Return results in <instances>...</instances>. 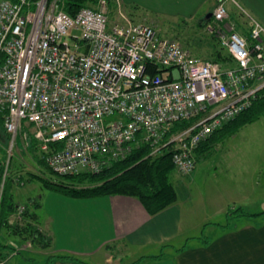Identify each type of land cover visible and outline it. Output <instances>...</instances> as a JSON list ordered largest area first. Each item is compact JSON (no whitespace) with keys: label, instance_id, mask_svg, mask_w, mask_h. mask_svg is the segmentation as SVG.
<instances>
[{"label":"built area","instance_id":"2783aa9c","mask_svg":"<svg viewBox=\"0 0 264 264\" xmlns=\"http://www.w3.org/2000/svg\"><path fill=\"white\" fill-rule=\"evenodd\" d=\"M226 1L205 23L236 61L224 67L160 36L153 23L124 13V22L112 20L107 0L75 15L60 0H0V108L11 142L0 192L27 123L61 175L99 172L142 144L152 154L170 145L176 170L190 174L201 143L264 85V23L231 0L246 21L247 34L239 32ZM74 28L81 34L72 42ZM195 117L165 140L176 121Z\"/></svg>","mask_w":264,"mask_h":264},{"label":"crops","instance_id":"0c3cea01","mask_svg":"<svg viewBox=\"0 0 264 264\" xmlns=\"http://www.w3.org/2000/svg\"><path fill=\"white\" fill-rule=\"evenodd\" d=\"M137 1L159 13L189 18L199 14L200 18H204L207 13L213 12L219 0ZM237 1L264 23V0ZM226 6L230 18L236 21L237 25L242 22L246 26V21L241 15L238 18L233 14L235 9L239 11L238 6L231 0L226 1ZM237 27L239 32L247 34L244 32L245 27ZM208 141L205 140L202 147L196 151V167L188 176L194 173L199 175L203 171L204 162L212 148L217 145V141L213 144ZM209 147L211 148L207 150ZM221 170L225 173L222 172L223 176L214 182L220 180L223 185H217L213 191L208 192L209 200H196L199 205L207 202L210 208L217 205L215 210L214 207L211 209V213L218 218L204 221L201 231L196 235H188V231L192 221L196 220L193 216L197 212L194 215L189 210L183 213L178 199L151 214L139 198L127 194L79 198L53 190L55 193L50 194L51 197L30 198V210L37 213L40 229L52 237L51 251L46 254L45 249L38 250L37 253L32 252L42 254L45 259L53 253L70 254L91 264H264V210H247L252 214L228 213L231 208H245L251 199L250 195L254 193H249L248 188L259 191L260 198L264 195V183L261 181L264 176H258L252 166L226 167ZM248 173H252L251 176ZM19 179H16L18 186L22 184L18 182ZM238 181L242 182L241 185ZM234 182L239 189L234 186ZM231 192L236 198L232 197ZM226 194L228 201L218 203V198L222 200ZM43 200L47 201L50 209L41 222L39 211L44 207ZM13 217L14 215L12 219ZM206 230H209L210 234L201 235ZM183 233L185 237L182 239L185 238V241L182 243V240H178ZM14 241L18 242L16 239ZM18 255L22 257L23 253ZM32 259L33 256L22 257V264H31ZM32 262L36 264V261ZM50 264L80 263L73 260H55Z\"/></svg>","mask_w":264,"mask_h":264},{"label":"rangeland","instance_id":"374dc122","mask_svg":"<svg viewBox=\"0 0 264 264\" xmlns=\"http://www.w3.org/2000/svg\"><path fill=\"white\" fill-rule=\"evenodd\" d=\"M121 1L118 2L117 0H114L108 3L107 12L112 20L124 22V18L121 16V13H124L128 17L135 19V21L144 20L153 23L160 36L177 39L184 45V47L189 49L193 55L205 59H210L212 57V51H214L216 46H219V43L213 37L215 35L208 32L205 25H201L199 23L201 19V15L199 14L193 18H189L182 15L156 12L139 4L137 0ZM235 11L233 13L234 16L240 18L239 11L237 9H235ZM80 34L81 29L74 28L70 32V36L67 37V39L73 42L75 36ZM0 131L1 161L2 159L4 160L7 158L11 148V142L9 136H7L4 132L3 124H0ZM32 138H35L38 144V152L35 153L32 147H30L32 146ZM42 153L41 143L34 135V128L28 123L25 124L23 131L19 132L17 141L11 150L10 166L8 171L9 182H12L15 199L18 202L23 203V208H25L24 203L30 198L38 196L51 197L50 194L55 193L53 189L44 185L41 177L55 180L60 179L58 175L50 172L44 164L38 163L36 154L42 155ZM204 163L205 167L199 175L196 173L193 174L194 176L181 174L176 170V168L170 175V178L176 187L178 196L177 199L182 207L181 209L183 210V213H185L186 210H189L192 215L197 212V214L193 216L196 220L192 221L188 235L198 234L199 231H201L204 221L217 216L211 213V209L214 207L215 210L217 205L210 208L206 204L207 202L199 205V202L197 201H199V198H203L206 201L209 200L210 194L208 192L213 191L215 187H218L217 185H223L222 182H219L220 180L218 182H214L216 179L223 176L222 172L225 173V171H222L221 169L226 167L246 168L247 166L251 168L252 166V169H256L258 176H264V111L256 120L244 124L232 135L217 141L216 147L212 148L208 159ZM253 165L255 166L254 168ZM34 173L38 175L35 176L33 175ZM251 174L252 173H248L250 176ZM18 177L22 180L25 179V182H23L20 186L16 184V179H18ZM261 181L264 183L263 178H261ZM24 183L26 184L23 185ZM241 183V181H238L239 185H241ZM234 186L239 189L236 182H234ZM248 192H254L250 195L251 199L249 200V203H247L245 208L243 206L239 207L249 211L264 210V195L260 198V192L251 188H248ZM231 194L232 197H234L233 192H231ZM228 199V195L226 194L223 196L222 200L221 198H218V203H223L224 201H228ZM45 203H47V201L43 200L44 207H42L39 211L41 222L44 220L43 218L47 216L46 213L50 209L49 204ZM13 218V220H15L18 217L14 216ZM217 218L218 217L215 219ZM20 220H22V217ZM36 223L38 225V222ZM231 224H233V222H231ZM204 234H210V231L206 230L205 233H202L201 235ZM180 236L181 239L178 241L182 240L183 243L185 238H182L185 237V234L183 233ZM9 237L13 244H15L16 249L7 251L4 257L0 259V264H6V262L7 264L8 262L9 264H22V257L30 256L34 257L32 261H36L37 264L39 262H43L45 258L42 257V254H33V252L37 253L38 250L45 249L44 251L46 254L47 251H51L50 246L45 248L41 244H37L29 238L27 240L18 238L19 242H15L14 236L11 237V235H9ZM190 242L191 241H189V243ZM18 250L23 251L22 257L18 255ZM44 251H40V253H44ZM32 261L31 264H33Z\"/></svg>","mask_w":264,"mask_h":264},{"label":"trees","instance_id":"16d2710c","mask_svg":"<svg viewBox=\"0 0 264 264\" xmlns=\"http://www.w3.org/2000/svg\"><path fill=\"white\" fill-rule=\"evenodd\" d=\"M63 8L70 14L75 15L82 6L95 7L98 0H60ZM108 3L114 0H107ZM132 20H135L131 18ZM211 19V18H210ZM205 18L200 19V24L205 25ZM242 22L238 25L245 27V33L248 32L246 26ZM239 28V27H238ZM217 42L219 40L213 36ZM3 54L0 53V62ZM214 61L220 62L224 67L235 66V59L224 49L220 43L212 51ZM264 111V85L260 87L253 99L249 108L242 111L235 118L225 122L221 127L217 128L211 136L207 139L210 144L215 141L224 139L232 135L241 126L248 122H252L259 118ZM6 110L0 108V124L4 125V118ZM195 118L183 119L176 121L170 131L166 134L165 140L177 130L193 124ZM1 132V131H0ZM4 132L9 136V133L4 128ZM1 135V133H0ZM32 149L38 152V144L35 138H32ZM204 142V141H203ZM202 142V143H203ZM201 143V145H202ZM53 145V143L51 144ZM200 145V146H201ZM199 146V147H200ZM59 147V146H58ZM198 147V149H200ZM29 148V147H28ZM209 147L207 150H209ZM197 149V150H198ZM36 150V151H35ZM152 149L148 144H142L140 147L133 150L127 157L118 159L109 167L102 169L99 172H79L76 174H58L52 170L47 164L42 155H37V161L44 164L50 172L58 175L60 179L42 178L46 187L63 192L72 197H90L105 194H127L136 196L142 201L149 213L154 214L177 200V190L170 178L172 171L175 169L172 161L171 146L167 145L158 154H152ZM8 158V156H7ZM7 158L2 159V166L0 169V179H3L5 172V162ZM9 171V168H8ZM38 175V174H33ZM20 178V177H19ZM70 179V180H68ZM18 182H25V179H19ZM25 208L19 212L20 204L15 199L13 193L12 182H9V172H7L4 179V186L0 192V259L4 257L7 251L16 249L15 244L10 240L9 235L14 236L16 240L28 238L43 247H48L52 243V237L42 231L37 225V213L32 212L29 202L26 201ZM264 212V211H263ZM229 214H252L242 207L231 208ZM256 214V213H254ZM18 217L13 220L12 216ZM22 217V220L20 218ZM6 238V240H5ZM10 241H9V240ZM17 253H23L18 250ZM55 260H73L80 264H91L90 262L65 253L49 254L43 262L37 264H50Z\"/></svg>","mask_w":264,"mask_h":264},{"label":"water","instance_id":"95a60500","mask_svg":"<svg viewBox=\"0 0 264 264\" xmlns=\"http://www.w3.org/2000/svg\"><path fill=\"white\" fill-rule=\"evenodd\" d=\"M212 17V12H209V13H207L206 15H205V19L206 20H209L210 18Z\"/></svg>","mask_w":264,"mask_h":264}]
</instances>
